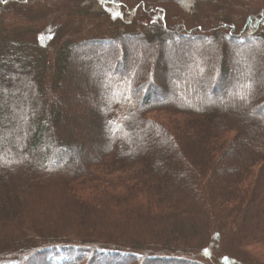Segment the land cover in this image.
Returning a JSON list of instances; mask_svg holds the SVG:
<instances>
[{
	"label": "trees",
	"instance_id": "16d2710c",
	"mask_svg": "<svg viewBox=\"0 0 264 264\" xmlns=\"http://www.w3.org/2000/svg\"><path fill=\"white\" fill-rule=\"evenodd\" d=\"M201 1L0 0V264H264V0Z\"/></svg>",
	"mask_w": 264,
	"mask_h": 264
},
{
	"label": "rangeland",
	"instance_id": "374dc122",
	"mask_svg": "<svg viewBox=\"0 0 264 264\" xmlns=\"http://www.w3.org/2000/svg\"><path fill=\"white\" fill-rule=\"evenodd\" d=\"M233 1H234L235 5H236V9H238L239 11L249 9L250 7L255 5V1L254 0H233ZM171 4H172V9H171V12H170L171 15H174V16L176 15L177 16L178 12H182L184 14L191 15L193 18H197V17H199L201 15L202 12L203 13L205 12L206 14L212 13L214 9H216L217 7L222 6L223 2L221 0H202L199 4L198 3H194L192 5L180 4V3H171ZM252 11H254V10H252ZM249 15L251 16V12L245 13V18H246L245 20H247ZM180 24H183V22L180 21ZM11 34H12L13 37H18L19 39H22L24 41H31L32 42L33 38H34L33 35H26L25 32L23 30H21L20 28H15V30L13 32H11ZM37 37L39 39L38 40L39 42L42 41V33H40V34L38 33ZM262 48L263 49H260L261 51H260L259 56H256V58H255L256 60L251 63L252 66H251L250 72L252 73L253 77L250 75V78H254L255 77V79H257V81L259 79L262 80V77L264 76V47H262ZM0 57H2V58H0V60L4 63V60H5V58L7 56L1 55ZM191 58H193V56H191ZM1 61H0V65H2ZM159 66H161V64H159ZM163 68L164 67H162V69ZM2 74H3V72H1V70H0V78H3ZM6 82L11 83V81H9V80L8 81L6 80ZM254 87L256 89H258V88H260V85L259 84H255ZM247 89L248 88L245 85H239L235 90L228 89L229 91H226L222 95H217V96L214 95L212 97V101L213 102L217 101L219 103H225L227 100H230L233 95H236V94L243 95V94H245ZM9 92H11V91H9V88H6L4 93L9 94ZM36 95H37V93H36ZM203 96L205 98H210L209 95H206V94H204ZM30 98L31 97L27 98V102H28L29 107L31 105V107H32L31 111H32V109H33V101L30 100ZM157 101L160 102L161 100L158 99ZM68 113H69L68 115L76 114L75 111H73V110L71 112H68ZM77 114H78V112H77ZM85 115H86V119H87L85 122H87L89 120L87 122V123H89L90 120H93L94 115H91V111H89V109L87 111H85ZM89 115H90V117L88 118L87 116H89ZM259 119L264 121V115L260 114ZM54 121L57 122V118H55ZM113 131H115V130H113ZM87 138L88 137H85V139H87ZM8 145H6V147ZM185 156H186V160L189 161V162H192L191 160L193 159V157H195V155L192 153V151H190L189 153L185 152ZM75 162H77V160H75ZM205 183L206 182H200L198 179H196V185L199 188L198 190L200 192L202 191L204 194H205ZM218 186L222 187V185H218ZM202 198H203L204 202H207V205H208L209 208H210V206L212 207V203L209 202L207 196H203ZM157 237L160 238V236L158 234H157ZM245 244H246V246H248L247 243H245ZM250 250L253 251L252 247L250 248ZM239 264H244V263L240 262Z\"/></svg>",
	"mask_w": 264,
	"mask_h": 264
}]
</instances>
